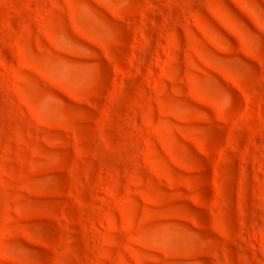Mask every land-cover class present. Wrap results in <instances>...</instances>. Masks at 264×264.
Segmentation results:
<instances>
[{"label":"rangeland","instance_id":"rangeland-1","mask_svg":"<svg viewBox=\"0 0 264 264\" xmlns=\"http://www.w3.org/2000/svg\"><path fill=\"white\" fill-rule=\"evenodd\" d=\"M0 264H264V0H0Z\"/></svg>","mask_w":264,"mask_h":264}]
</instances>
